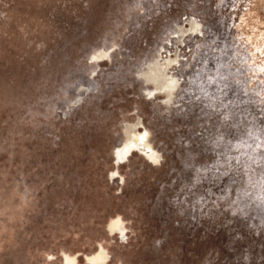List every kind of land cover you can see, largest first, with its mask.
I'll return each mask as SVG.
<instances>
[{"label": "rangeland", "instance_id": "rangeland-1", "mask_svg": "<svg viewBox=\"0 0 264 264\" xmlns=\"http://www.w3.org/2000/svg\"><path fill=\"white\" fill-rule=\"evenodd\" d=\"M103 248L264 264V0H0V264Z\"/></svg>", "mask_w": 264, "mask_h": 264}, {"label": "flooded vegetation", "instance_id": "flooded-vegetation-1", "mask_svg": "<svg viewBox=\"0 0 264 264\" xmlns=\"http://www.w3.org/2000/svg\"><path fill=\"white\" fill-rule=\"evenodd\" d=\"M193 29H198V25L196 23L193 24ZM158 67L161 65H154L151 68L150 75L156 78L158 81L161 82L163 80V84L168 89L170 95H172V91L176 86V81L171 77L166 75L165 70L161 71L158 70ZM129 139L117 149V160L127 157L130 153L134 150H139L140 152L144 153L150 158L157 159L159 157L158 153L151 147V145L146 140V135L139 132L138 126L130 127L128 129ZM110 228H121L120 227V220H114L110 223ZM123 230V228H121ZM104 249V248H103ZM98 253V252H97ZM96 254V253H95ZM94 255V254H93Z\"/></svg>", "mask_w": 264, "mask_h": 264}, {"label": "bare ground", "instance_id": "bare-ground-1", "mask_svg": "<svg viewBox=\"0 0 264 264\" xmlns=\"http://www.w3.org/2000/svg\"><path fill=\"white\" fill-rule=\"evenodd\" d=\"M116 154H117V151H116ZM66 258H67L68 264H77V259L75 257L66 256ZM107 259H108V254H107L105 249H101L98 253L91 255V256H88V260L90 261V264H96L98 261H101V263H102V261L104 262Z\"/></svg>", "mask_w": 264, "mask_h": 264}]
</instances>
